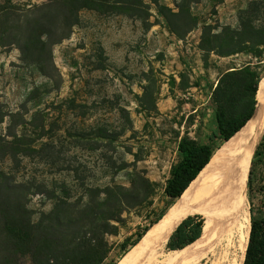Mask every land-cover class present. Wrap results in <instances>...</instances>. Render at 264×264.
I'll list each match as a JSON object with an SVG mask.
<instances>
[{
  "label": "rangeland",
  "instance_id": "374dc122",
  "mask_svg": "<svg viewBox=\"0 0 264 264\" xmlns=\"http://www.w3.org/2000/svg\"><path fill=\"white\" fill-rule=\"evenodd\" d=\"M158 1L176 12L182 0ZM143 2L146 19L81 10L70 37L53 46V65L45 73L23 62L15 47L0 46V172L31 188L32 222L49 213L57 199L74 205L67 208L74 213L91 194L103 198L100 192L108 188L129 190L141 178L153 184L145 197L130 193L122 221L113 223L117 233H104V264H115L172 205L167 206L164 186L180 158L181 138L215 147L224 143L212 102L221 74L250 65L264 77V48L258 59L199 49L204 22L237 29L240 16L249 15L259 26L264 0H197L189 10L198 24L181 39L150 0ZM262 190L264 164L256 163L248 195L257 219H264ZM21 264H31L30 259Z\"/></svg>",
  "mask_w": 264,
  "mask_h": 264
},
{
  "label": "trees",
  "instance_id": "16d2710c",
  "mask_svg": "<svg viewBox=\"0 0 264 264\" xmlns=\"http://www.w3.org/2000/svg\"><path fill=\"white\" fill-rule=\"evenodd\" d=\"M196 1L182 0L174 12L160 5L158 0H150L165 18L170 32L180 39L198 24L189 10L190 4ZM146 8L143 0H45L41 4L26 6L5 0L0 5V46L15 47L23 62L35 64L45 73L46 68L53 65V46L70 37L72 28L79 23L81 10L146 19ZM252 17L241 15L237 29L215 27L204 22L199 49L204 54L214 53L219 57L247 54L260 58L264 48V21L255 26ZM259 79L250 65L232 67L218 79L212 102L216 107L215 121L222 142L229 140L251 117ZM217 148L187 136L181 138L177 145L180 158L172 165L164 186L167 206L181 196ZM256 163L264 164V132L252 156L248 189ZM152 186L148 179L141 178L135 180L129 190L120 187L102 190L103 198L90 193L84 209L74 213L68 210L74 205L57 199L49 213L41 214L37 222H32V212L27 207L31 188L10 181L0 172V264H21L25 257L31 264H104L108 254L107 246L104 248V233H117L113 223L122 221L121 214L129 206L128 197L133 198L130 193H135L134 199H139V195H148ZM252 213L250 208V231L243 264H264V219H257ZM163 214H159L151 226ZM198 215H189L175 228L166 244L168 250L181 249L200 236L203 218ZM148 229L145 228L144 232ZM143 234L138 235V240ZM122 247L126 249L127 242Z\"/></svg>",
  "mask_w": 264,
  "mask_h": 264
},
{
  "label": "bare ground",
  "instance_id": "6f19581e",
  "mask_svg": "<svg viewBox=\"0 0 264 264\" xmlns=\"http://www.w3.org/2000/svg\"><path fill=\"white\" fill-rule=\"evenodd\" d=\"M255 99L263 105L259 124L256 115L218 147L164 216L115 264H243L251 222L249 165L264 132V77ZM196 212L203 218L200 236L181 249L168 250L175 228Z\"/></svg>",
  "mask_w": 264,
  "mask_h": 264
},
{
  "label": "water",
  "instance_id": "95a60500",
  "mask_svg": "<svg viewBox=\"0 0 264 264\" xmlns=\"http://www.w3.org/2000/svg\"><path fill=\"white\" fill-rule=\"evenodd\" d=\"M259 81H260V79H259ZM258 83H259V82H258ZM257 90H258V84H257ZM255 100H256V99H255ZM262 110H263V105H262V104H258V102H257V100H256V104H255L254 111H253L251 117L245 122V124H246L251 118H253V117H255V116L257 115V117H256V125H258L259 122H260L261 119H262V115H263V111H262ZM245 124H244V125H245ZM244 125H243V126H244ZM243 126H242V127H243ZM242 127H241V128H242ZM241 128H240V129H241ZM240 129H239V130H240ZM239 130H238V131H239ZM238 131H237V132H238ZM213 153H214V152H213ZM212 156H213V154H212ZM212 156H211V157H212ZM210 159H211V158H210ZM210 159H209V161H210ZM209 161H208V162H209Z\"/></svg>",
  "mask_w": 264,
  "mask_h": 264
}]
</instances>
